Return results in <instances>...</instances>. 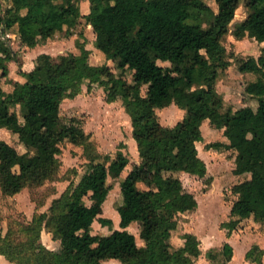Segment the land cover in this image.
<instances>
[{
	"label": "trees",
	"instance_id": "trees-1",
	"mask_svg": "<svg viewBox=\"0 0 264 264\" xmlns=\"http://www.w3.org/2000/svg\"><path fill=\"white\" fill-rule=\"evenodd\" d=\"M215 1L218 12L206 0H90V13L83 15L81 0H9L6 7L0 0V129L17 134L29 150L22 154L0 136L1 191L15 195L28 184L51 178L60 166L58 155L65 141L84 147L90 160L81 181L56 201L51 217L45 218L61 248L51 250L40 242L43 226L36 217L22 226L25 240L20 244L0 233L1 255L15 264H103L110 259L122 264H196L201 255L199 238L187 233L179 248L171 238L179 216L199 205L176 173L207 176V164L197 148L206 119L224 130L228 139L207 147L237 151L234 174H249L233 187L238 198L231 208L232 219L222 227L230 235L245 219L264 221V47L258 58L240 65L241 72L258 74L245 89L258 99V108L225 110L217 85L231 61L223 42L242 0ZM245 6L248 16L233 34L263 43L264 0H245ZM82 18L92 26L98 49L119 69L131 70L133 82L116 76L108 65H93L82 45L79 56L54 59L41 54L35 67L25 71L24 58L2 37L16 30L21 45L34 48L50 38L71 37ZM13 63L25 82L9 78ZM5 78L13 86L11 92L3 88ZM86 82L104 86L110 103L123 100L141 158L121 183L122 229L108 235L94 234L92 227L96 220L111 224L100 218L113 188L109 179L122 177L130 159L120 152L109 163L100 161L81 122L75 117L62 120L63 101L77 97ZM172 104L185 115L169 127L160 122L157 110ZM18 106L23 122L15 110ZM134 222L141 225L143 246L128 230ZM222 255L224 264L232 260L230 243L224 244ZM251 256L252 250L247 253Z\"/></svg>",
	"mask_w": 264,
	"mask_h": 264
},
{
	"label": "rangeland",
	"instance_id": "rangeland-1",
	"mask_svg": "<svg viewBox=\"0 0 264 264\" xmlns=\"http://www.w3.org/2000/svg\"><path fill=\"white\" fill-rule=\"evenodd\" d=\"M3 6L9 5V0H1ZM84 0H81V5ZM206 2L218 12V5L215 0ZM248 16V9L245 0H242L241 7L237 10L235 19L230 24V33L224 38V45L230 56L231 65L221 75L218 81V90L225 98V110L229 107L234 110L244 106H251L257 109L258 99L247 94L245 89L248 83L258 78V74L246 72L241 74L240 65L251 57L260 56L261 43L245 37L238 39L233 31L237 25ZM3 39L12 48L23 56L24 70L33 69L39 62L38 51L28 50L21 45L16 30L2 35ZM85 47L90 54V61L93 65H108L116 76L123 77L133 82L131 70L123 71L118 68L117 63L108 59L98 49L96 34L85 18L81 19L80 25L75 29L74 34L69 38L56 37L46 43L41 42V50L50 54L54 59L64 55H81L80 46ZM46 54V53H44ZM163 66H169L168 62H159ZM10 76L18 77L16 64L10 68ZM22 77V76H21ZM10 78V77H9ZM9 78L3 79V88L7 92L13 89ZM21 79V78H20ZM26 78H23L25 80ZM147 86H143L142 94L146 95ZM171 106V105H170ZM157 110L160 122L169 127L177 125L183 120L185 112L173 105ZM23 122L22 109H15ZM61 117L64 122H69L73 117L77 118L85 132L90 135L91 141L95 144L100 153V161L109 163L114 160L120 152H123L130 159V164L139 158L138 146L133 138V125L130 115L127 113L122 99L114 102L107 101V92L104 86L86 82L82 86L81 93L73 99H65L62 103ZM211 124L206 125L202 132L203 141L199 144V152L209 163L207 176H198L176 173L185 189L193 193L198 200V207L179 216L178 228L173 231L171 243L174 247H182L185 243L187 233L195 234L201 241V255L196 263L203 260L214 261L217 264H224L222 255L223 245L226 243L225 234L228 229L222 224L232 219L231 208L238 196L233 192V187L240 179L234 175L233 168L235 153L227 149H209L208 144L222 141L225 136L223 131H211ZM2 139L13 145L20 153L28 152L14 134L7 128L0 130ZM212 151L211 157L207 154ZM208 156V157H207ZM60 166L56 173L41 184H28L21 192L15 195H6L0 188V233L4 237H10L12 242L20 244L25 240L22 226H27L34 219H41L42 231L40 242L51 250H59L61 242L54 240L53 235L46 228V220L52 215V206L61 199L65 193L73 190L86 173L90 160L85 149L69 141L61 143V151L58 155ZM129 169V168H128ZM127 169V170H128ZM110 178L113 186L108 199L104 203V213L100 218L111 220V224H103L96 220L92 230L94 234L108 235L114 230L122 229L120 226L119 206L122 204L121 183L126 175ZM249 176V175H246ZM248 178V177H245ZM142 188L145 186L142 184ZM60 208V206L58 207ZM46 218V220H45ZM136 235L137 242L142 246V239L138 229H130ZM260 235V236H259ZM233 238L232 246L236 262L245 260L244 255L252 250V256L247 257L243 264H262L264 257V221H255L253 217L243 220L238 228L231 232ZM5 256L0 257V264H5ZM15 264V263H14ZM108 264V263H103ZM115 264H122L117 261Z\"/></svg>",
	"mask_w": 264,
	"mask_h": 264
},
{
	"label": "crops",
	"instance_id": "crops-1",
	"mask_svg": "<svg viewBox=\"0 0 264 264\" xmlns=\"http://www.w3.org/2000/svg\"><path fill=\"white\" fill-rule=\"evenodd\" d=\"M90 10H91V3H90V0H84V2L82 3V5H81V11H82V14L83 15H87V14H89L90 13ZM92 27V26H91ZM94 31V30H93ZM53 38H50V39H48L47 41H50V40H52ZM47 41H44V43H46ZM41 44V43H40ZM40 44H38L36 47H34V48H29V47H26L25 46V48L26 49H28V50H30V49H32V51L34 52V51H38V54L39 55H41V54H44V53H46L47 54V52H44L43 50H41L42 48H41V46H40ZM261 45H262V47H264V42L263 43H261ZM23 57V56H22ZM259 56H257V58H258ZM30 70H32V69H30ZM29 70V71H30ZM25 71H27V70H25ZM228 71H226V73H227ZM17 73H18V71H17ZM246 72H241V74H245ZM19 74V73H18ZM20 75V74H19ZM22 75H20V76H18V77H11L10 76V78L11 79H14V80H17V81H19V82H21V83H23V82H25L26 81V79L25 80H23V78H25V77H21ZM21 78V79H20ZM252 81H255V80H252ZM220 93H222V92H220ZM173 105H175V104H172L171 106H173ZM170 106V107H171ZM175 106H177V105H175ZM178 107V106H177ZM245 107V106H244ZM17 108H20L21 109V106H18ZM179 108V107H178ZM242 108V107H241ZM258 108V107H257ZM180 109V108H179ZM183 112H185V110H183V109H181ZM256 110V109H255ZM211 123H210V120L209 119H206L204 122H203V124H202V129H204V127L206 126V125H210ZM212 126V125H211ZM3 129V128H2ZM1 130V129H0ZM219 131L220 129H216L214 126H212L211 127V131ZM221 131H223V133H224V130H222L221 129ZM203 133V132H202ZM225 136V135H224ZM203 137H204V134H203ZM202 141H200V142H198L197 143V148H198V151H199V144L201 143ZM218 142H223V143H228V139H227V137L225 136V138L222 140V141H218ZM210 149H212L213 150V148H210ZM234 153H235V159H236V156H237V151H235V150H232ZM209 157H211V155H212V151H209L208 152V154H207ZM199 156L206 162V164H207V167H208V171H209V163H208V161L204 158V157H202L201 156V154H200V152H199ZM207 156V157H208ZM234 159V160H235ZM140 161H141V158H140V156H139V158H138V160L134 163V164H137V163H140ZM234 166L236 167V164H235V162H234ZM132 167H133V165H131V166H127V168H126V170L125 171H127V173H126V175L129 173V171H131V169H132ZM235 167L233 168V170L235 169ZM129 168V169H128ZM128 169V170H127ZM178 173H183V174H188V175H190L189 173H186V172H178ZM125 175V176H126ZM234 175H236V174H234ZM246 175H249V174H241V175H236V177L237 178H239L240 179V181H239V183L240 182H243L244 180H246L247 178H245V177H248L249 178V176H246ZM193 176H195V175H193ZM142 185V184H141ZM133 228H136V229H138V231L140 232L141 231V225L139 224V222H134V223H132L129 227H128V230L130 231V229H133ZM260 236V235H259ZM225 239H226V243L228 242V243H232V240H233V238L230 236V235H228V233L227 234H225ZM142 246L143 245H145V242L142 240V244H141ZM232 245V244H231ZM224 246V245H223ZM4 255H1L0 254V257H3ZM236 258L237 257H235V255L233 256V258H232V260L231 261H229L227 264H243V261H245L246 260V258H247V254L246 255H244V258H245V260H242L240 263H237L236 262ZM5 259H6V262H5V264H14V263H12L11 261H9L6 257H5ZM117 261H119V260H116V259H110V260H106V261H104V263H108V264H115ZM196 264H217L216 262H214V261H207V260H203V262L202 263H199V262H197ZM262 264H264V257H263V259H262Z\"/></svg>",
	"mask_w": 264,
	"mask_h": 264
}]
</instances>
